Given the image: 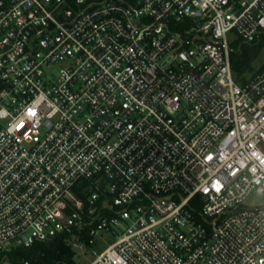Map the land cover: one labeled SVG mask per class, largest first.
Masks as SVG:
<instances>
[{
  "label": "built area",
  "instance_id": "2783aa9c",
  "mask_svg": "<svg viewBox=\"0 0 264 264\" xmlns=\"http://www.w3.org/2000/svg\"><path fill=\"white\" fill-rule=\"evenodd\" d=\"M263 42L264 0H0V252L264 264Z\"/></svg>",
  "mask_w": 264,
  "mask_h": 264
},
{
  "label": "trees",
  "instance_id": "16d2710c",
  "mask_svg": "<svg viewBox=\"0 0 264 264\" xmlns=\"http://www.w3.org/2000/svg\"><path fill=\"white\" fill-rule=\"evenodd\" d=\"M264 47V42L258 45L243 44L241 48L232 53V68L239 81L245 82L258 69L253 63ZM86 184V182H85ZM71 235L67 232L58 233L46 241H37L30 247H16L10 251L0 252V262L8 260L12 264H80L75 260L76 251L69 243ZM84 239L90 238L87 232Z\"/></svg>",
  "mask_w": 264,
  "mask_h": 264
},
{
  "label": "rangeland",
  "instance_id": "374dc122",
  "mask_svg": "<svg viewBox=\"0 0 264 264\" xmlns=\"http://www.w3.org/2000/svg\"><path fill=\"white\" fill-rule=\"evenodd\" d=\"M230 38H231V35H230ZM263 64H264V47L260 51L256 60L254 61L253 67L254 69H258ZM234 78L237 82H240L235 73H234ZM249 201L250 202H264V196L253 194V196L250 197ZM117 234L111 233V232H103L101 235L95 238L94 244L88 246L86 250L76 251L75 260L78 263L85 262L86 264H89L92 260L95 259L97 254H99L105 247L108 246L109 243L118 239V236L121 234V231H118ZM93 251H95V254L93 253ZM0 264H12V263H10L8 260H3L0 262Z\"/></svg>",
  "mask_w": 264,
  "mask_h": 264
}]
</instances>
